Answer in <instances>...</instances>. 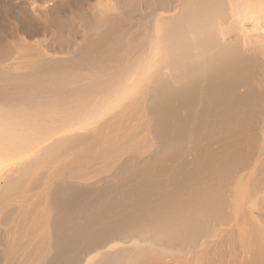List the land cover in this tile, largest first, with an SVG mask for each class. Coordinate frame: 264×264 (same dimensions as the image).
Returning a JSON list of instances; mask_svg holds the SVG:
<instances>
[{
	"label": "bare ground",
	"instance_id": "1",
	"mask_svg": "<svg viewBox=\"0 0 264 264\" xmlns=\"http://www.w3.org/2000/svg\"><path fill=\"white\" fill-rule=\"evenodd\" d=\"M20 3L0 264H264V0Z\"/></svg>",
	"mask_w": 264,
	"mask_h": 264
},
{
	"label": "rangeland",
	"instance_id": "2",
	"mask_svg": "<svg viewBox=\"0 0 264 264\" xmlns=\"http://www.w3.org/2000/svg\"><path fill=\"white\" fill-rule=\"evenodd\" d=\"M17 1H18V0H10V1H9V0H4V1H3V0H0V20L4 21L5 18H6V14H5V12L3 11V9H4V8H3L4 5H5V6H6V5L9 6L10 3L12 2V4H11L10 6H17L18 4H22V3H20V2H23L24 0H23V1L19 0V1H20V2L18 1L19 3H18ZM4 2H5L6 4H4ZM8 2H10V3H8ZM13 2H14V3H13ZM2 4H3V5H2ZM1 8H2V9H1ZM1 12H2V13H1ZM1 17H2V18H1ZM3 17H4V18H3ZM263 200H264V199H263ZM263 200L259 202L258 206L260 205V203H263V204H264V201H263ZM263 204H262V206H263ZM262 206H259V207L262 208ZM259 207H258V208H259ZM263 207H264V206H263ZM263 209H264V208H263ZM257 210H261V211H259L261 214L258 212V215L262 216L263 218H262V217H261V218L264 219V211L262 212V209H257Z\"/></svg>",
	"mask_w": 264,
	"mask_h": 264
}]
</instances>
